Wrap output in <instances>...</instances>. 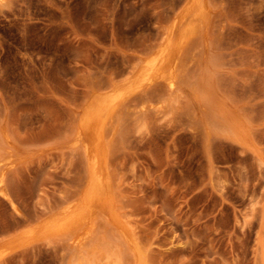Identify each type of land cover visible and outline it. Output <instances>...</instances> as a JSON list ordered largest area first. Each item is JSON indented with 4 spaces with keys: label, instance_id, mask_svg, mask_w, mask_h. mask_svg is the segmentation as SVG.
<instances>
[{
    "label": "rangeland",
    "instance_id": "1",
    "mask_svg": "<svg viewBox=\"0 0 264 264\" xmlns=\"http://www.w3.org/2000/svg\"><path fill=\"white\" fill-rule=\"evenodd\" d=\"M185 4L10 0L0 14V148L13 154L0 185V246L80 192L85 159L71 141L82 106L92 90L134 76ZM208 4L177 99L161 82L157 95L116 108L113 134H102L111 189L98 230L116 264H135L120 225L149 264H264V0ZM58 243L0 264L67 263Z\"/></svg>",
    "mask_w": 264,
    "mask_h": 264
},
{
    "label": "bare ground",
    "instance_id": "2",
    "mask_svg": "<svg viewBox=\"0 0 264 264\" xmlns=\"http://www.w3.org/2000/svg\"><path fill=\"white\" fill-rule=\"evenodd\" d=\"M9 6L10 0H0V14H7L4 9ZM210 14L208 0H186L183 9L167 27L159 48L141 63L134 76L112 81L103 86L105 90L98 88L91 91L77 115L76 127L73 129L74 139L71 141V146L80 148L85 159V179L81 190L79 186L80 192L77 189V193L74 191L72 196L67 192L68 197L65 196L62 206L58 204V209L50 208L49 212L43 213L42 216L38 215L34 220L31 218L34 222L30 219L27 226L2 243L0 257L54 240L61 243H58L61 245L59 254L63 255L61 262L66 255H70L68 261L64 260L67 261L66 264H116L114 255L118 254L117 249H112L108 245L105 232L98 230L104 220L111 189V181L101 167V161L107 155V148L100 144L102 134L108 126L112 128L109 136L113 134L112 117L116 108L128 106L130 102L142 99L148 92L157 95L161 82L165 83L168 96L177 99L182 90L177 88L178 80H183L180 75L181 67L192 47L189 38L196 34L201 26L206 25ZM153 81L156 83L155 87L145 91L147 84ZM206 134H209L208 131ZM12 157L9 148H0V185ZM0 192L2 193L1 187ZM3 197L10 201L7 194L3 193ZM10 203L12 209L20 213L12 201ZM117 228L134 256L135 264H149L147 251L136 237L121 225Z\"/></svg>",
    "mask_w": 264,
    "mask_h": 264
}]
</instances>
